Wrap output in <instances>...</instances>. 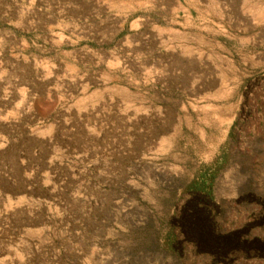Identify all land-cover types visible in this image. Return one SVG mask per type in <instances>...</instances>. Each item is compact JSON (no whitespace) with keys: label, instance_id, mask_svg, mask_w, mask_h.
Returning a JSON list of instances; mask_svg holds the SVG:
<instances>
[{"label":"rangeland","instance_id":"374dc122","mask_svg":"<svg viewBox=\"0 0 264 264\" xmlns=\"http://www.w3.org/2000/svg\"><path fill=\"white\" fill-rule=\"evenodd\" d=\"M235 232L264 241V0H0V264H221Z\"/></svg>","mask_w":264,"mask_h":264},{"label":"flooded vegetation","instance_id":"af4514ba","mask_svg":"<svg viewBox=\"0 0 264 264\" xmlns=\"http://www.w3.org/2000/svg\"><path fill=\"white\" fill-rule=\"evenodd\" d=\"M211 223V225L215 227V224H213L214 222L212 221ZM217 236L220 237L219 233ZM230 239L231 241L228 242L217 241L214 243V248L217 250H230L229 253L224 251L222 253L223 256L215 259L216 261H220L221 264H229L233 260L240 258L236 257V255H232L233 253L243 254L249 257H260L263 255L264 241L261 236L250 237L246 234L235 232L230 235Z\"/></svg>","mask_w":264,"mask_h":264}]
</instances>
